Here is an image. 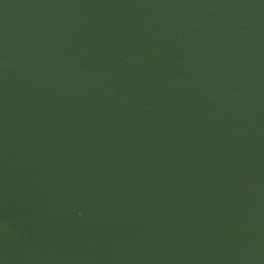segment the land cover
Returning a JSON list of instances; mask_svg holds the SVG:
<instances>
[{
	"label": "water",
	"instance_id": "water-1",
	"mask_svg": "<svg viewBox=\"0 0 264 264\" xmlns=\"http://www.w3.org/2000/svg\"><path fill=\"white\" fill-rule=\"evenodd\" d=\"M0 264H264V0H0Z\"/></svg>",
	"mask_w": 264,
	"mask_h": 264
}]
</instances>
